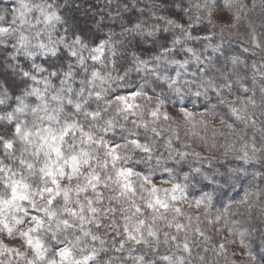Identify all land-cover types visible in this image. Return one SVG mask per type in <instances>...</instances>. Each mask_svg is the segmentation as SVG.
<instances>
[{
	"label": "clouds",
	"instance_id": "9594fccd",
	"mask_svg": "<svg viewBox=\"0 0 264 264\" xmlns=\"http://www.w3.org/2000/svg\"><path fill=\"white\" fill-rule=\"evenodd\" d=\"M0 264H264V0H0Z\"/></svg>",
	"mask_w": 264,
	"mask_h": 264
}]
</instances>
